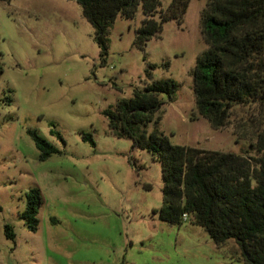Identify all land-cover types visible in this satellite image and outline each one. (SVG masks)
Masks as SVG:
<instances>
[{
  "label": "rangeland",
  "instance_id": "rangeland-1",
  "mask_svg": "<svg viewBox=\"0 0 264 264\" xmlns=\"http://www.w3.org/2000/svg\"><path fill=\"white\" fill-rule=\"evenodd\" d=\"M171 1L162 0V9ZM206 1L191 0L183 23L164 24L144 49L135 44L142 9L133 19L119 16L104 58L76 0H0V264H246L190 219L170 224L153 213L163 204L162 165L116 136L104 114L136 89L174 78L177 95H162L161 119L148 133L158 128L174 144L207 150L248 148L236 124L264 119L259 105L236 106L220 130L196 108L191 71L208 47ZM29 129L58 152L41 160ZM34 187L43 196L36 232L21 217Z\"/></svg>",
  "mask_w": 264,
  "mask_h": 264
},
{
  "label": "trees",
  "instance_id": "trees-1",
  "mask_svg": "<svg viewBox=\"0 0 264 264\" xmlns=\"http://www.w3.org/2000/svg\"><path fill=\"white\" fill-rule=\"evenodd\" d=\"M76 1L95 28L104 58L109 53V28L119 16L133 19L142 9L145 17L136 30L135 44L144 49L163 31L164 24L183 23L191 2L172 0L163 10L162 0ZM201 31L208 47L191 71L196 108L220 130L230 124L238 105L256 104L264 109V0H207L201 12ZM2 72L0 55V76ZM179 88L177 80L167 78L136 89L132 97L104 111L110 128L118 137L131 138L135 146L148 150L161 163L163 204L153 212L160 220L181 224L188 214L218 248L231 253L232 260L264 264V119L236 124L239 139L249 140L243 152L174 144L158 128L148 133L149 124L161 119L156 114L164 103L162 95L173 101ZM28 133L41 151V160L58 152L37 130L29 129ZM57 134L63 139L60 132ZM82 138L96 144L89 132H83ZM26 198L21 217L36 232L43 204L40 188H31ZM5 233L15 240L9 224Z\"/></svg>",
  "mask_w": 264,
  "mask_h": 264
},
{
  "label": "built area",
  "instance_id": "built-area-1",
  "mask_svg": "<svg viewBox=\"0 0 264 264\" xmlns=\"http://www.w3.org/2000/svg\"><path fill=\"white\" fill-rule=\"evenodd\" d=\"M188 219H189L188 214H185V215H184V220H188Z\"/></svg>",
  "mask_w": 264,
  "mask_h": 264
}]
</instances>
